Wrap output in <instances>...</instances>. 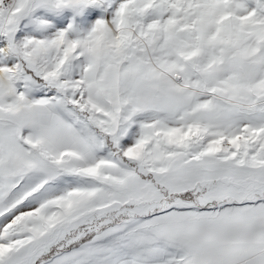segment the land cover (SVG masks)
<instances>
[{
	"label": "snow or ice",
	"instance_id": "snow-or-ice-1",
	"mask_svg": "<svg viewBox=\"0 0 264 264\" xmlns=\"http://www.w3.org/2000/svg\"><path fill=\"white\" fill-rule=\"evenodd\" d=\"M0 264H264V0H0Z\"/></svg>",
	"mask_w": 264,
	"mask_h": 264
}]
</instances>
